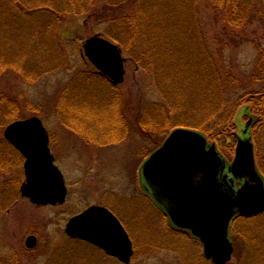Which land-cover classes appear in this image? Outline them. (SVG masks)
Returning a JSON list of instances; mask_svg holds the SVG:
<instances>
[{"label":"rangeland","instance_id":"374dc122","mask_svg":"<svg viewBox=\"0 0 264 264\" xmlns=\"http://www.w3.org/2000/svg\"><path fill=\"white\" fill-rule=\"evenodd\" d=\"M99 1L101 4L104 2V0ZM130 1L112 0L111 8H115L117 13L118 9L124 6L123 10H129L126 15L145 13L135 4L131 6ZM169 1L162 0L161 5ZM182 1L189 5L190 10L194 9L193 23L197 26L199 46L197 43L188 46L181 40L178 46L173 47L174 54L178 51L179 59L172 64L165 62L160 86L166 91L175 88L176 84L167 86L165 83L167 78L163 77L169 72V67L175 80L188 88L194 78L200 77V69L195 68L196 57H193V54L199 56L198 59L203 62L205 58L203 59L202 53L205 47L217 64L223 81L226 82L227 91L226 105L220 110L221 112L217 111L218 121H208L206 124L212 133H207L206 136L210 142L217 143L214 136L217 130L230 128L223 135L224 145L218 146L221 154L230 163L234 160L237 145L234 133L238 131L241 134V130L249 120L247 116H253L256 123L251 131L255 143L256 163L258 170L264 176V116H259L260 112L253 110L248 102L251 94L258 93L264 88V78L259 79L262 72L257 69L258 65H255L259 48L264 47V0H253L255 6L249 10L242 2L240 8L243 11L240 10V13L245 11L248 25L242 26L245 19L239 22L233 21L241 27V31L235 30V37L226 39L225 45L222 44L223 30H218L222 28V24L215 23L217 18L215 19V12L211 10L208 0H198L195 3L196 6L198 5L197 8L193 0ZM147 11L149 12L150 9ZM89 13L92 15L91 12ZM91 15L67 14L64 20H59L55 29L56 45L54 46L52 44L32 46L34 45L32 43L31 47L28 46L29 42L20 40L22 33L29 34L37 30L38 22L33 18H23L24 26L18 31L17 29H13L12 32L4 31V35L8 36L4 42L6 46H0V54L10 57L13 51L20 50L19 54L26 55L15 63L14 69L1 71L3 72L0 75L1 96L7 98L8 106L17 113V120L37 116L43 121L52 138L51 149L56 158V165L64 170L71 193L64 205L37 207L21 196L23 168H16L14 172L13 166L11 168L13 172L0 173V264H121L116 259L106 257L88 246L67 241L65 225L70 217L90 203L109 202L113 207L116 205L121 207L120 197L107 195L110 197V201L109 199L107 201L106 194L110 191L113 193L124 191L128 197L135 194L134 181L137 176L134 170H138L144 162V157H148L170 134V130L156 131V127L152 126L150 127L152 131L146 132L144 136L139 121L142 123L146 119L149 120L147 113L150 109L153 110L154 103L166 108L168 106L148 75V71L138 64L137 52L120 46L109 36V34L122 36L125 29L121 27V23L101 21L100 25H96L94 20L90 19ZM227 17L234 20L232 15V18ZM221 18L222 16L218 17L217 21ZM15 19L17 20L16 17ZM186 25L188 30L189 24ZM216 30L218 31L215 34ZM94 36L115 42L123 51L127 76L126 82L118 89L112 88L102 80L91 83L86 79L87 74L97 71L85 57L83 50L85 41ZM203 39L207 43L206 46H202ZM128 42L131 46L130 38ZM136 46L140 48L141 45ZM39 50L41 53H38ZM47 67L49 71L44 72L48 70L45 69ZM22 70L27 74L32 73L33 77L25 79L21 75ZM39 71L44 73L42 72L38 78L34 73ZM190 92L191 90L187 89V94ZM72 108L82 111V114L75 111L79 124L94 125L91 129L97 130L98 133L107 131L111 134L122 121L126 122L131 125L129 139H125L120 145L114 142L107 149L98 147V151L97 148L92 147L95 154L91 151L87 154L83 153L85 148L80 139L81 135L74 134L77 133L73 132L75 127L70 125L72 119L69 114L73 112ZM119 109H122L121 117ZM188 113L189 116L193 114L192 111ZM150 115L153 116L152 113ZM203 115L201 113L193 117L192 121H201ZM181 116L186 117V114ZM176 117L178 118V114ZM5 118V114L0 116L1 121ZM165 118L162 115L158 120L163 123L167 121ZM8 124L0 122V162L4 159L9 161L11 154L14 153L3 137ZM217 126L219 128L215 130ZM109 141H112V138ZM80 149H83L81 153ZM104 150L112 151L111 163L103 157L106 156L103 155ZM89 166L97 168L99 176L95 177V171L89 170ZM107 167L114 169L112 177L106 174ZM19 178H21L19 185L15 186ZM126 203L128 205H125ZM124 205L126 208L124 206L118 209L122 213L136 248L131 264H213L204 258L199 242L189 234L176 232L170 228L168 218L148 197L136 198L134 201L129 199V202L124 200ZM137 212L140 216L134 219ZM31 235L38 238L35 249L26 247L27 238ZM231 238L235 243V253L229 264H264V212L256 218L237 219L232 227Z\"/></svg>","mask_w":264,"mask_h":264},{"label":"water","instance_id":"95a60500","mask_svg":"<svg viewBox=\"0 0 264 264\" xmlns=\"http://www.w3.org/2000/svg\"><path fill=\"white\" fill-rule=\"evenodd\" d=\"M90 62L115 85L124 83L126 71L118 46L94 36L84 44ZM250 119L237 133L232 164H227L216 144L192 129H176L142 167L146 191L162 207L172 225L199 240L204 256L214 264H228L234 254L230 226L238 217L264 212V179L257 170ZM5 139L25 157L26 180L21 193L38 206L63 204L67 187L49 148L50 137L38 117L8 125ZM241 183V187H237ZM72 238H81L110 256L130 263L133 243L119 219L109 210L92 206L70 219ZM27 246L34 248L30 237Z\"/></svg>","mask_w":264,"mask_h":264},{"label":"trees","instance_id":"16d2710c","mask_svg":"<svg viewBox=\"0 0 264 264\" xmlns=\"http://www.w3.org/2000/svg\"><path fill=\"white\" fill-rule=\"evenodd\" d=\"M161 1L162 0H131V6L135 4L139 7V10L142 9L145 13L139 14L137 12L133 15H126L129 13V10H123L125 8L124 6L123 8L118 9L119 11L115 13L116 9L111 8L112 0H104L102 4L99 0H0V46H6L4 42L7 40L6 36L8 35H4V31L12 32L13 29H17L18 31L21 26H24L22 23L23 18H33L38 22V28L36 31L30 32L29 34H21L20 40L24 39L25 43L29 42L30 44L28 46H31L32 43L34 44L32 46H47L49 44H52L53 46L56 45L55 29L57 28V23L59 20H64V17L67 14L91 15L89 13L91 12L92 15L90 16V19L94 20L96 25H100L101 21L121 23V27L125 29L123 30L122 36H111L110 34L109 36L119 43L120 46H124L128 50L137 52L136 60L138 64L148 71V75L154 81L155 87L159 90V94H161L163 100L168 106V108H166V106L154 103L155 106H153V110L150 109L149 113H147L149 120L146 119L145 122L141 120L142 123L139 121L144 136L146 135V132L152 131L150 129L152 126L156 127V131L162 130V132L167 130H170L171 132L174 128L181 126L197 129L205 134H212L206 124H208V121L217 122V115L219 114L217 111L221 112L220 110L226 105V82L223 81L222 74L211 54L204 47L202 57L205 59L203 62H200L198 59L199 56L193 54V57H196L195 68L197 70L198 68L200 69V77L197 79L194 78V80L191 81L190 86L192 88L190 86L186 88L175 80L176 78L171 73L172 71L169 67V72H166L163 77L167 78L165 82L167 86L176 84L175 88L172 90L173 92L161 88L160 78L163 74L162 67L165 62H170V64H172L173 61L179 59L178 51H176L177 54H174L175 50L173 47L178 46L181 40L184 44L187 43L188 46H192L195 43L198 45L199 42L197 26L193 23L194 9L192 8V10H190L189 5L182 0H170L163 5H161ZM197 1L198 0H193V4L195 5ZM208 2L211 10L215 12V19L217 18L218 20V17L222 16L221 20H216L215 23L222 24V28H219L218 30H223L222 32L224 34H221L222 39L224 37L222 40L223 45H225L224 41L226 39H231L232 36L235 37V30L239 29L241 31V27L234 22H239L245 19L242 26L245 25L246 27L248 25L245 11L240 13V10H242V8H240L242 2L247 6V10L253 9L255 6L253 0H250V2H247V0H208ZM197 6L195 5L196 8ZM147 9H150V11L148 12ZM116 15L117 17L114 18ZM231 15L234 20L227 17H231ZM10 18H12V20H10ZM186 23L189 24L188 30ZM198 28L201 32L200 23H198ZM218 30L214 31L215 34ZM128 37L130 38L131 46L128 42ZM201 42L202 46L207 45L204 39ZM138 44L141 45L140 48L136 46ZM34 50H36V48ZM19 52L20 50L13 51L10 57L0 54V61H2L0 63V75L3 72L14 69V66H16L15 63L25 57L26 54H19ZM38 53H41V51L39 50ZM256 64L258 65L257 69L262 72V75L259 78L261 80L264 78V47L259 48V56L255 65ZM231 67H233V65ZM2 68L5 70H2ZM48 68L49 67L45 69ZM48 71L49 69L44 72ZM42 72L43 71L35 72L34 75L39 78L42 75ZM21 75L25 79L33 77L32 73L27 74L23 70ZM187 89L191 90L188 94ZM1 95L2 93L0 91V116L5 114L6 118L4 121L0 120V122L11 123L17 120V113L10 109L7 98ZM248 102L253 110L260 112V115L258 114L259 116H264V88L258 93L251 94V99H249ZM184 107L187 109H182ZM72 109L71 110L74 113L71 112L69 114L72 119L71 121L72 123H79L80 121L77 117L78 115L76 116L75 111H78V114H80V110ZM145 109L146 107L144 108V111ZM189 111L193 112L191 116H189ZM151 113L153 116L150 115ZM201 113L202 115L205 113L203 119L199 122H193V117L195 118ZM176 114H178V118L176 117ZM182 114H186V117L181 116ZM162 115H164V118L166 116L168 117L165 118L167 121H163V123L158 120ZM174 118L176 120H174ZM234 123L236 127V121H234ZM218 128L219 126H217L215 130ZM229 129L227 127L224 129L219 128L217 133L214 134L218 146L222 147L224 145L222 142V139H224L223 135H225ZM122 140L123 139H114L113 141H116L117 143ZM6 144L9 145L8 143ZM21 164V157L13 153V155L11 154L9 161L4 159L0 162V173L13 172V170H11L13 166L15 172L16 168H21ZM20 179L21 178L15 183V186L19 185L18 182Z\"/></svg>","mask_w":264,"mask_h":264},{"label":"flooded vegetation","instance_id":"af4514ba","mask_svg":"<svg viewBox=\"0 0 264 264\" xmlns=\"http://www.w3.org/2000/svg\"><path fill=\"white\" fill-rule=\"evenodd\" d=\"M80 113L82 114V111ZM78 124L79 123H77V125H73V127H75V129H73V132L74 131H79V133L77 135H79V136L81 135L80 139H82V141L84 143L83 146L85 148L84 150L80 149L79 152L81 153V151L83 150L82 152L85 153V154L89 153V151H91L93 154H95L94 151L92 150V147L94 149L97 148V151H98V147H100L101 149H105V148L107 149L110 146V141H109L110 138H114V139L118 138L119 139V138L122 137V139H124V140L125 139L126 140L129 139L128 138L129 134H130L129 130L131 129L130 128L131 125L126 124V122H123V123L119 124L118 127H116V129L113 130L111 134H108V133L103 132V131L98 133L97 130H92L91 128H94L93 127L94 125H88V124H83V123H80L79 125ZM105 137H107L108 139L105 138ZM50 143H52V139L50 140ZM97 151H96V153H97ZM138 153L140 154V150H139ZM104 154H106V156ZM103 155H104L103 157H106V160L108 162H110V163L112 162V160H113L111 158L112 157L111 156L112 155V151L111 152L110 151L106 152V150H104L103 151ZM142 156H144V155L142 154ZM140 169H141V166H140V168L138 170L137 169H136V171L134 170V172L136 173V176H137L136 181H134V183L136 185L135 194H133L132 196H129V197L127 196V194L124 191H120V192H117V193H115V192L113 193L112 191H110V193L106 194L107 201H108V199L110 201V197L114 196V195L117 196V197H120L121 198L120 201H121V204H122L121 207L119 205H116L115 207H113L112 204L109 203V202H107V203H105V202H97V203H95L94 202V203H90L86 207L82 208L77 213H75L73 216L82 214L83 212H85L86 210H88L92 206H99V207L106 208V209L110 210L120 220L121 224L125 227V229L128 232L130 238L132 239V235L130 234L129 230L127 229L126 222L123 219L122 213H120V210L118 208H122V207L124 208L125 205H128L127 203L124 205V200L129 202V199H131V201H134L136 198H143L144 199V197L147 196L146 195L145 184H144L143 178L141 176V170ZM89 170H91V171L94 170L95 171V177L99 176V170H97V168H95V167L92 168L91 166H89ZM112 170H114V169L107 167L106 174L108 175V177H112ZM61 171H62V173L65 176L64 170L61 169ZM65 178H66V176H65ZM237 185L240 186V183H237ZM67 186H68V195H67V200H68L69 196H70V193H71V191H70L71 189H70L69 185H67ZM107 195L110 196V197H107ZM67 200H66V202H67ZM47 207H49V206H47ZM125 208H126V206H125ZM137 216H140L138 212L134 215V217H135L134 219H136ZM68 221H67V223H68ZM67 223L65 225V233H66ZM33 236H35V235H33ZM66 236H67V241H73V242L78 243V244H80L82 246H88V247L92 248L93 250L102 253L104 256L110 257V256L107 255V253L102 248H100L97 245H94V244L90 243L89 241H86V240L81 239V238H72V237L68 236L67 234H66ZM35 237H36V242H37L36 244L38 245V238H37V236H35ZM132 241H133V239H132ZM134 248H135V246H134Z\"/></svg>","mask_w":264,"mask_h":264}]
</instances>
